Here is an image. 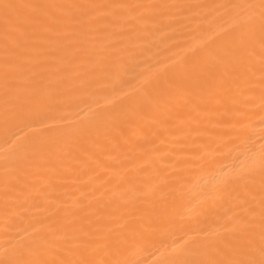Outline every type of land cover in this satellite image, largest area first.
Returning <instances> with one entry per match:
<instances>
[{"label": "bare ground", "instance_id": "6f19581e", "mask_svg": "<svg viewBox=\"0 0 264 264\" xmlns=\"http://www.w3.org/2000/svg\"><path fill=\"white\" fill-rule=\"evenodd\" d=\"M259 4L0 0V260L81 227L109 259H200L241 218L259 259Z\"/></svg>", "mask_w": 264, "mask_h": 264}, {"label": "snow or ice", "instance_id": "6c2138e0", "mask_svg": "<svg viewBox=\"0 0 264 264\" xmlns=\"http://www.w3.org/2000/svg\"><path fill=\"white\" fill-rule=\"evenodd\" d=\"M16 7L5 4L4 8ZM49 8H61V5H48ZM73 8L89 7L88 5H71ZM251 7V6H250ZM259 18L249 15L244 17L239 27L251 34L259 24L261 48L264 50V0H260ZM262 80H264V61L261 64ZM242 115V113H237ZM260 170L264 176V160ZM252 224L246 219H237L224 233H217L213 239L193 241L194 249H204V258H185L172 261L171 264H264V212L260 224L259 259L256 258L251 239ZM109 234L81 227L62 235L55 242L47 245L43 252L51 258L45 259H3L0 264H134L132 261L109 259L104 250L112 246Z\"/></svg>", "mask_w": 264, "mask_h": 264}]
</instances>
